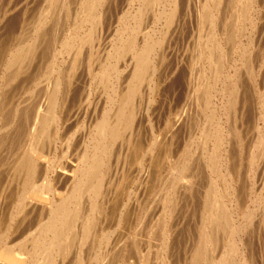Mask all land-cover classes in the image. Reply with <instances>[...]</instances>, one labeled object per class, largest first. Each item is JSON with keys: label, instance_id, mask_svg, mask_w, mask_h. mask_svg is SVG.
I'll list each match as a JSON object with an SVG mask.
<instances>
[{"label": "bare ground", "instance_id": "1", "mask_svg": "<svg viewBox=\"0 0 264 264\" xmlns=\"http://www.w3.org/2000/svg\"><path fill=\"white\" fill-rule=\"evenodd\" d=\"M131 1V5H133V2H135L137 7H135L133 10L128 9L129 11L124 14L125 16L123 15L124 17H122L124 19L121 18V21L125 20V27H123V30L120 33L116 32L118 33V35L112 42L109 51L106 53L104 62L102 60L103 64H105L106 67L102 72L100 70V74L97 73L99 74L97 76V82L98 85L102 86V89L101 92H99V94L97 95V97L99 96V98H97L98 101L96 100L97 103L95 102L96 105L92 109H94V112L95 110H97L99 104L104 102V108L102 107L103 110L101 109L102 115L101 117H99V121H97L95 125L93 124L94 127L92 126L93 128L90 132L91 135H88V137L86 135L87 139L82 133L81 135H78V147L75 146L76 148H73V145H75L72 144L73 136H70L71 139L69 137L65 140L64 146L66 147L63 152L67 151L66 153L68 154L69 152V154L67 157L66 153H63L65 155L64 157H61L59 155L63 160L59 158V162L56 163L57 166L54 165L53 158L50 159V157L48 156L49 152H51V150L49 151L48 147L49 142L51 139L53 141L57 140V137L59 136V133L61 131V127L63 126L64 129L65 122L69 121L70 119V116H68V118L66 117L68 115V109L66 107L65 101L67 100V97L69 96V93L72 89L71 86L73 84L72 80L75 77V70L78 66H80L78 65L80 60H84L85 57L83 56L86 53L88 54V56H85L88 57V59L92 58V47L95 40L97 39V33L99 35V31L103 30L102 28L103 26H105V18L106 14L109 12L108 9H110L109 6L111 0H79L78 2L76 1L77 4L74 1L72 3L69 0H51L50 4L47 3L48 6L44 9V11L41 12L40 15H38L39 17H36L37 20L35 24H31L32 28L30 25V31L28 30V34L25 33L28 35L26 38H23L20 41L16 42L14 41V44L11 43L12 46L0 45L1 157V153L3 152L2 150L7 149L3 148L4 139L1 138L2 135H4L3 137L8 141L9 139H17V135H20L22 127L26 126L27 120L25 119H27L28 117V108H33V104L31 103V105L29 103L24 105V109H22L21 106H18L19 103H17V105H13V91L11 89V86L17 87L19 83H23V81L25 80L23 78L26 77L25 74H29L30 76V72L31 75L35 73L32 66L34 63H36V61L42 60V53H44V50L48 51L46 47V49L44 48L45 44L43 42L47 38L48 32H52L51 28L55 29L53 35L54 37L52 36L54 38L53 45L51 47L52 49L49 50V53L46 52L48 54V63L45 64L43 72L40 71L42 72L41 77L38 76L39 78H36V76L34 77V79L32 78L31 95H34L33 92L35 91V89L37 90L42 88L40 86V83L42 81L43 83L45 82L44 90L46 91V93L43 92L45 94L41 96L43 97L44 102H42L40 107L37 108L39 112L38 114H36V119L32 123V128H28L29 130H31V133H28L26 141L21 144L18 143L19 146L17 150L15 152L13 151L15 154L12 157L14 158L11 164V167L13 169L12 172H14L12 175L18 179L20 185L18 186L16 185V182H13L14 186H11L10 184L12 183H9L5 189H2L4 190L2 191V193L0 191V200L2 201L0 204V264H64L65 259L70 255L72 258L69 259H72L73 264H112L114 249L115 247H117L116 242H118L115 241L117 236L116 234H114L116 237L115 239L113 237L112 238L115 242L111 241V235L109 236V233L102 232L103 228L101 227L105 224L108 216L113 217V219L114 217H116V221L120 225L121 223H124L125 219L127 220V218L129 217L128 215L131 213V209L127 207V201L129 200V197L126 203L116 208L117 203L112 199L113 195L111 197L110 194L112 187H115L116 178L114 177L116 175L115 171L117 156H119L120 153H123V155L125 156L133 153V162L138 161L137 166L142 169L143 165L146 162L151 165L154 160L156 161V158L160 154L164 153V151L162 150H165L170 142H168L169 139L167 140V136H170L168 134V131H170L168 127L169 125L166 126L169 123V120L167 119L163 123V125L165 124L163 127L159 124H153L149 118V110L153 102L157 101L158 94L159 96L163 94L162 88L167 86L165 83L169 79L167 78L166 72L168 71V63L171 66L169 57L170 55H172V51L168 52L166 46V40L169 36L168 30L171 26L172 28L174 27L175 30H177V28L179 30V27L184 24L181 22V24H179V20L181 19L179 18V12L183 10V2H189V0ZM261 1L263 2V0H260V2ZM262 2L261 4H263ZM72 6L74 7L72 8ZM202 9V14L200 13L201 22L199 23V28L201 31L200 33L198 32L199 34H196L197 43L194 42L195 44H197V46L195 45L196 53L194 57V63L196 67H198V74L201 77L198 79H201V81L193 84L195 85L193 91L196 99L193 101L197 102V106H199V100L202 102L204 110L208 112L207 115H209V119L210 117L213 120L216 119L215 110H220L221 116H219L220 118L215 126H211L212 122H214L213 120H211L212 122L210 121L211 125L208 123V119L206 120L209 124V127L212 128V132L210 133H212L213 136H211L210 133L206 130L204 132V130L202 129L206 135L201 138L202 141L200 140L201 142L198 145H200L199 147H201V150H199L201 152L200 157H204V159L208 163V166L206 167L211 168L212 166H214L213 168H215V165H219V167H217L220 170L222 167L227 170L228 162L232 159L228 157V148H226L227 142L230 139L229 137H238L236 124L234 123L233 127L230 125V114L235 110V107L239 101V89L237 87L238 82H234L235 78H233V76L227 70H225V68L228 69L232 51L233 53L236 49H239L241 53H245L246 51H248L249 43L248 45H244L241 41L242 38L240 37L244 29L242 26L245 22H249V26L255 25L257 18L255 17V13L258 9L256 7V0H204ZM3 16L1 18H3ZM258 19H261V17H259ZM59 21H62L61 26L58 25ZM148 21H151L152 23H150V28L147 26ZM147 27L148 30H146ZM57 28H59V31H57ZM60 32H62L61 36H59ZM174 34H176V32ZM120 60L121 62H124V64L127 63V65L124 66L125 68H123L124 70L122 68V70L120 69V65L118 64L120 63ZM191 60L192 59L190 58V61ZM184 68H186V66H184ZM248 68L249 67L247 66V69ZM174 69H171L172 74L176 73V70ZM123 71L124 75L122 77L121 73ZM234 74L235 73H233V75ZM29 76L28 78L31 79ZM47 78L49 80H47ZM210 80L212 84H210ZM221 80L222 85L221 87L218 86V88L217 82ZM237 80L239 81V78ZM170 81L168 82L171 83ZM164 84L166 86L163 87ZM216 88H218L219 90ZM106 89H108L109 91L107 95L104 94V98L102 97V95L105 91H107ZM13 90L17 89H15L14 87ZM215 92L219 94V99H221L219 104H215L213 102V98L217 95ZM38 93L39 92H37V94ZM87 94L90 95V89H88V93H86V95ZM38 95H40V93ZM87 96H85L84 99H87ZM143 96H146L147 101L143 103L144 110L141 114L142 120H139V122L136 119L138 117L137 114L139 112L138 109L140 108V103L145 101V99L144 101H142ZM82 98L80 97V99ZM80 99L78 100L79 105L80 103L83 104V101L80 102ZM243 106L244 105H242V107ZM79 109L80 108H78V110ZM98 109L100 110V108ZM163 109L165 108L163 107ZM261 109L262 110H259L261 111L259 112L260 115H257L258 118L253 125L255 129V141L252 149L254 150L251 149L252 151L249 152L247 161L248 165H252V163H254L256 159L263 160V163L261 164H264L263 103L261 105ZM7 110H10L12 114L10 115L9 113H6ZM77 113L78 112H76L75 114ZM198 113L199 111L197 112V115H199ZM202 113L204 112L202 111ZM234 115L235 113L233 114V116ZM236 116H238V114ZM23 119L25 120V123H22ZM145 120L146 124L144 123ZM224 121L226 127H223ZM22 124H24V126H22ZM204 124H206V122ZM217 125L218 127L216 128ZM199 126L202 127L201 125ZM77 128H79V126ZM81 130L83 132V129ZM141 131L147 132L148 134V136L146 134L148 138L147 143H143L144 145L142 146L140 145L141 138L143 137V134L141 135ZM176 133L178 134V132ZM196 138L197 137L190 141L191 145L188 148L192 147V145L195 143ZM75 141L76 140H74V142ZM117 141H119V144H117ZM6 144L7 143H5V145ZM8 148L10 149L9 146ZM142 148H144L143 153L141 150ZM189 150L190 149H187V151ZM128 152L130 153L128 154ZM137 152L140 154L138 157L136 156ZM45 153L48 154L46 155ZM233 155H231L230 157H232ZM135 156L137 158H135ZM227 157L229 158V160ZM122 160L124 159L122 158ZM112 161H114L113 164ZM252 168L251 170H253ZM216 170L215 175L217 174ZM139 173L137 175H140ZM178 176L180 177V175ZM173 177L174 180H170V182H173V184H171L173 188L162 195V202H159L161 204L163 203V205L161 209L157 211L158 214H155L153 211L154 209H152L153 215L155 214L157 216H153V219L150 220L149 226L147 228L148 234H154V232L156 231V226H154L155 223H157V225L159 223L160 225L165 222L166 219L164 220V214H166L165 216H168L171 212H174L176 202H178L176 201V199L177 197L179 198V196H177V193H180L178 190V183H180V180L178 181L177 177ZM133 180L136 179L133 178ZM1 181L2 179L0 180V182ZM121 181H123V179ZM175 182L176 186H174ZM233 182L234 184H232ZM236 183L237 179L232 178L231 183H224V186L222 187L221 185L222 188H220L217 187L215 181L208 179V183L206 184L207 186L204 190L202 206L200 205L202 208L201 217L199 216L200 231L199 229L197 230L199 231V234L197 233L199 237L197 245L192 253V264H264V259L258 261V258L253 253V250L251 248V237L249 238L251 241L250 243L248 242V240L244 242V238L246 239V237H248L247 231L251 230H248V227L251 226L250 224H252V222L254 223V219L263 215V218H261L262 220H264V180L262 181L260 186V189L262 187V194L259 195L257 193L258 195H255L256 198L254 197V209L253 206L250 208L247 204L244 206V201L243 203L240 200H237L240 199V196H238L237 194L238 191L235 186ZM128 189L129 188H127L126 190ZM252 189L253 187L251 186L250 191ZM121 190L123 189H120V191ZM112 191L114 190L112 189ZM154 193H156V191ZM124 194L125 192L123 193V195ZM236 195L238 196V198ZM118 196H120V194ZM248 198L249 196L247 197V199ZM230 199H234V205H236V208L235 206H233V204H227L226 201ZM132 204L134 205V208L135 206H138V202H134ZM140 205L142 206V204ZM238 208L242 211V218H240L244 220L245 223L243 222V224L240 222L241 219L238 221L236 220L238 218L235 217V214H237L236 210ZM141 212L142 211L140 210L139 213ZM135 216L133 222H135L136 220ZM162 220H164V222H162ZM33 224L34 227L30 230V226ZM166 228L167 227L163 228L164 232H160L166 240L164 241L163 245L158 247L157 250L153 249V246L158 245L154 244L155 241H153V237L150 238L148 237V235H146L140 238V236V241H138L139 238L135 235L137 232L133 235V239L129 241L133 245H131L133 248L132 251L134 252V250H137L138 252H141L140 249L144 250V254L141 256V258L139 257L140 260L137 262H133V264H144V262L148 263V261L146 260L149 257V252L151 251V249L152 251L156 252V259L160 264H168L166 260L170 259L172 256L173 244H170V242H168L169 235L165 231ZM28 230L30 231L26 233V231ZM250 232L248 234H250ZM155 236L157 237V239L158 237H160L157 234H155ZM95 238L98 239V242H95H97L99 246L96 251L93 252V249L91 252L89 249H86L84 245L86 244L87 240L89 241V239H91V242H93ZM160 240L159 242H161ZM156 241L158 243V240ZM246 247L248 248L247 251L245 250ZM155 257L153 258L155 259ZM66 262L68 263L69 261Z\"/></svg>", "mask_w": 264, "mask_h": 264}, {"label": "rangeland", "instance_id": "2", "mask_svg": "<svg viewBox=\"0 0 264 264\" xmlns=\"http://www.w3.org/2000/svg\"><path fill=\"white\" fill-rule=\"evenodd\" d=\"M41 1L42 0H0V18L4 15L3 18L0 19V45L1 46H7V45L10 46L11 43L14 44V41L15 42L20 41L21 39L26 38L28 36L27 34L30 31V29H29L30 25L35 24L37 18L39 17L38 15H40L41 12H43L44 9L51 2V0H43L42 2ZM69 1H71L72 3L74 1L77 4V2L79 0H69ZM182 1H185V0H182ZM203 1L204 0H189V2H187V1L183 2V7H182L183 10H181V12H179V15H180L179 18H181L180 19L181 21L179 20V24H181V23H184V24L179 27V30H178V28H177V30H175V28L174 27L172 28V26L168 30L169 36L166 40V43H167L166 46H167L168 52L172 51V55H170V57H169V59H170L169 62H171V66L168 63L169 67L167 66L168 71L166 72V74H167V78L170 79V77H171V79H170L171 81L168 79V81H170L171 83H169L166 80L167 82L165 84L167 86L165 84L163 85V87L166 86V87L162 88L163 94L161 96H159V94H158L159 100L157 99L156 102L154 101L152 106L150 107V110H149V118L153 124H159L163 127L165 125V124L163 125V123L167 119L169 120V123L166 126L169 125L168 127H169L170 131H168V134L170 136H167V140L169 139L168 142L169 141L170 142L167 145L166 149L162 150V151H164L165 154L164 153L160 154L156 158V161L154 160V162L151 165H149L146 162L143 165L142 169H140L139 166H137L138 161H134L135 163L133 162V157H132L133 153L129 154L130 152H128L129 155H126V156L123 155V153H120L121 156L120 155L119 156L121 159L119 158V156H117L116 171H115L116 175L114 177V178H116L115 179V187H112V189L114 191L116 189V191L114 192L111 189L110 194H111V197L113 195L112 199L115 200L117 203L116 208H118L121 205H123L124 203H126V201L128 200V197H129V200L127 201V207L131 209V211H130L131 213L128 215L129 217L127 216L128 217L127 220L125 219L124 223H121L120 225L117 223L116 217H114V219H113V217L108 216V218L106 220L108 223L105 221V224L101 227V228H103L102 232H104V233L107 232V233H109V236L111 235L110 236L111 241H114L115 237L117 236L115 241H118V242H116L117 247H115V249H114V254H113L114 256H113L112 264H117V263L118 264H125L127 262H128L127 264H130V262H131V264H133V262H137L140 260L141 256L144 254V250L140 249L141 252L134 250V252H133L132 251L133 245L129 242L131 239H133V235L136 232L137 233L135 235L138 238L140 236H141L140 238H142L146 235H148V237H150V238L153 237V241L156 242V243L154 242V244L155 245L158 244L157 246H153V249L157 250L158 247L163 245L164 241L166 240L162 236V233H160L161 231L164 232V230H163L164 227H167L165 229V231L169 235L168 242H170V244L174 245V246L172 245V250H173L172 256L170 259H167L166 262H168V264H192L191 263L192 262V253H193V250L195 249L197 242H198V237H199L198 234L200 231V228H199L200 227V220L199 219L201 217V210H202L201 206H202V201H203V197H204V190L207 186L206 184L208 183V179L215 181L217 184V187H220V188H222L224 186V183H228V184L231 183L232 178L237 179V183L235 184V186H236L237 191H238L237 194H238V196H240L239 197L240 199H237V200H240L241 202L244 201L245 202L244 206L246 204L250 208L253 206V209L255 208V205H253V200L256 198L255 195L257 196L258 194L259 195L262 194L261 193L262 187L260 189V186H261L262 181L264 180V177H263L264 176V164L263 165L261 164V163H263V160L256 159V161H254V163H252V165L251 164L248 165L247 161H248L249 152L254 150V149H252L253 145H254V141H255V134H254L255 129H254L253 125H254V122H256V119L258 118V116L260 115L259 112H261V111H259V110H262L261 109L262 103L264 105V101H263L264 100V78H263L264 77V66H263L264 65V51H263L264 50V0H263V2L261 1L263 4H261L260 0H259V2H258V0H256V7L258 10L255 13V17H257L255 25L249 26V22H245L242 26L244 28L243 33H242L243 36L240 35V37L242 38V39L241 38L240 39L244 45H248V43H249V46H248L249 49H248V51H246L247 53L246 52L241 53L239 49H236L234 51V53L232 51L231 55H230V63L228 64V69L225 68V70H227L233 76V78H235L234 82H236V83L238 82L237 83V87L239 89L238 98L240 101V102L238 101V103L235 107V110H234L235 112L232 111L230 114V125L233 127L234 123L236 124L237 131H238V132L237 131L236 132H237L238 137H235V136L229 137L230 139L227 142L226 148H228V150H227L228 157L232 158L231 160H229V158L227 157L229 160L227 170L224 167H222L220 170L218 168L219 165H217L218 167L215 165V168H213L214 166H212L211 168L206 167V166H208V163L206 162L204 157L203 158H202V156L200 157L201 152L199 150H201V147H199L200 145H198L202 141L201 138L206 135L204 133L205 130L209 133L212 132V128L209 127V124H210V121L213 120L211 117H210V119L208 118V116H209V115H207L208 112H206L204 110V106L202 105V102L199 99H198L199 100L198 101L199 106H197L196 101L195 102L193 101V100H196L195 95H194V91H193L195 85H193V84H196V82L198 83V81H201V79H198L201 77L198 74L199 73L198 67H196V65L194 63V57H195V53H196L195 51H196V46H197V44H195V43H197L196 42L197 41V35L196 34L198 32L200 33V31H201L199 28L200 27L199 23L201 22V14H202L201 11L203 10L202 9ZM131 4H132L131 0H111L110 6H109L110 9H108L109 12L106 14V18H105V26H103V28H102L103 30L99 31V33H100L99 35L97 33L98 37L96 36V38L98 40L97 39L95 40L93 47H92V58L88 59V57H86V56H88V54L86 53L85 54L86 56L85 55L83 56V57H85L84 60H82V59L80 60V62L78 64L80 66H78L77 69L75 70L76 73H75V77L72 80L73 81L72 82L73 84L71 86L72 89L69 93L70 97L68 96L67 100L65 101L66 107L68 109V112H67L68 115L66 117L68 118V116H70V119H69V121L65 122L64 129H63V126L61 127V131L59 133V136L57 137V140L56 141H53L52 139L50 140L51 143L49 142L48 147H49V151L51 150V152H49V154L45 153L46 155L48 154L50 159L53 158L55 166H57L56 163H58L60 159L63 160L62 158H60V156L64 157L65 155L63 153L67 152V151L63 152V150H65V147H66V146H64L65 140L68 139L70 136H73L74 138L72 137V140H73L72 144H75V145H73V148L75 146L78 147V145H77V143H79V142H77L78 135H81V133L84 134V137H86V135H87V137H88V135H91L90 134L91 129L94 127L95 123L97 121H99V119H100L99 117H101V115H102L101 111L104 108V106H103V105H105L104 102L99 104L98 108H100V110L97 108V110H95L93 112L94 109H92L96 105V103H97L96 100H97V98H99V96L97 97V95L99 94V92H101V89H102V86L98 85L97 76L100 74V70L102 72L104 70V68L106 67L105 64H103L104 57H106V53L109 51L112 42L116 39V36L118 35V33H120L123 30V27H125L124 26L125 20L121 21L122 19H124L122 17L125 16L124 14L126 12H128L129 10H133L135 7H137L135 2H133L134 6ZM187 4H188V6H187ZM74 6H72V8ZM259 17H261V19H258ZM199 19H200V21H199ZM150 23H151V21L150 22L148 21L147 26L149 28L151 27V24H152V23L151 24ZM61 24H62V21H59L58 25L61 26ZM247 24H248V26H247ZM159 26H160V24H159ZM201 26H202V24H201ZM148 27L146 28V30H148ZM31 28H32V25H31ZM59 28H61V27H59ZM59 28H57L58 30L57 29L56 30L59 31ZM51 30H52V32H48V35L46 34L47 38L43 42L45 44L44 48L46 47L48 49V51L44 50V53H46V52L49 53V50L52 49L51 47L53 45V39H54L53 35L55 32V29L51 28ZM146 30H144V31H146ZM23 31H26V32H23ZM57 31H56V34H57ZM114 32H115V35H114ZM116 32H118V33H116ZM175 32H176V34H174ZM25 33H27V34H25ZM156 34H158V33H156ZM61 35H62V32H60L59 36H61ZM173 37H175V38H173ZM241 41H240V43H241ZM44 53H42V57H43L42 60L36 61V63H34L35 65L33 64V66H32L34 69L33 71L35 73H33V71H32L33 75H31V72H30V76H29V74H25L26 77L23 78V79H25L23 81V83L22 82L19 83L17 87L11 86L12 87L11 89L13 91V93H12L13 103L12 104L17 105V103H19L18 106L19 107L21 106L22 109H24L25 108L24 105L31 103V104H33L32 105L33 108L31 106L30 107L32 109L28 108V111H29L28 114L29 115L27 114L28 117H27V119H25V120H27L26 126H24V124H22V126H24V127H22V129H21L20 135L19 134L17 135V139H13V140L9 139V141H8V140H5L6 138L3 137L4 135H2V137H1L2 139H4L3 140L4 141L3 148H7V149L2 150L3 152L1 153V157H0V162L2 163V165L0 163V167H1L0 168V180L2 179V181L0 182V184L2 183L1 184L2 186L0 185L1 193H2V191H4L2 189H5L9 183H12V184H10L11 186L13 185V182L14 183L16 182V185H18V186L20 185L18 179L12 175L14 173V172H12L13 169L11 167L12 161L14 159L12 157L15 154L14 152L17 150L19 144L26 141V137H27L28 133L31 131L29 129L32 126V123L36 119V116H37L36 114H38V112H39V110L37 108H39L40 105L42 104V102H44L43 97H41V96H43V94L46 93V91L44 90L45 82L43 83V81H42L40 83V86L42 88L37 89V90L35 89V91L33 92L34 95H31L32 94L31 93L32 78L34 79V77H36V76H37L36 78L41 77L43 69L45 67V64L48 63V61H47L48 54L47 53L44 54ZM190 58L192 59L191 61H190ZM92 59H93V63H92ZM125 59H127V58H125ZM247 59H249V60H247ZM102 60H103V62H102ZM119 62L120 63H118V64L120 65V69L125 68L124 66L127 65V63L124 64V62H121V60ZM180 63H181V65H180ZM174 65H175V67H174ZM190 65H191V67H190ZM99 66L102 68H100ZM184 66H186V68H184ZM247 66L249 67L248 69H247ZM189 67H190V69H189ZM79 68H80V70H79ZM171 69L176 70L175 71L176 73L172 74ZM40 71H42V72H40ZM195 72H197V73H195ZM97 73H99V74H97ZM233 73H235L234 74L235 76L233 75ZM77 75H79V76H77ZM123 75H124V71L121 73L122 77H123ZM28 76L31 79H29ZM175 76H176V78H175ZM197 76H199V77H197ZM86 77H88V78H86ZM94 78H95V80H94ZM238 78H239V81L237 80ZM43 80H44V78H43ZM47 80H49V79L47 78ZM96 82H97L98 86L96 85ZM168 83H169V85H168ZM210 84H212L211 80H210ZM221 85H222V80L217 82V87L218 86L221 87ZM99 86H101V87H99ZM14 87L17 90H13ZM218 88H216V89H218ZM88 89H90V95L87 94L88 95L87 96L86 93H88ZM99 89H100V91H99ZM262 89H263V91H262ZM96 90H98V91H96ZM106 90L107 91H105L103 93L102 97L105 96L104 94L107 95L109 90L108 89H106ZM36 91L39 92L40 95H38L39 93L37 94ZM166 91H167V93H166ZM43 92H45V93H43ZM84 93H85V95H84ZM216 94H217L216 97H214L215 99L213 98V102L215 104H219L221 99H219V96H218L219 94L218 93H216ZM85 96H87L86 97L87 99H84ZM40 97L42 98V100ZM80 97L81 98L83 97V98L80 99ZM240 97H241V99H240ZM79 99H80V102L83 101V104L80 103V105H79V103H78ZM144 99H145V101H144ZM88 101H90L91 103L93 102L92 103L93 105ZM101 101H102V99H101ZM142 101H144V102L140 103V108L138 109L139 112L137 114L138 117L136 119L137 121L142 120L141 114H142V111L144 110L143 103H145L147 101L146 96H143ZM38 102H39V104H38ZM258 102H260V103H258ZM242 105H244L245 107L244 106L242 107ZM163 107L165 109H163ZM166 107H167V109H166ZM78 108H80V109L78 110ZM254 108H255V110H254ZM83 109L85 112L83 111ZM200 109H203V110H200ZM198 111H199V113H198L199 115H197ZM202 111L204 113H202ZM76 112H78V113L75 114ZM6 113H9L10 115L12 114V112L10 110H7ZM99 113H100V115H99ZM234 113H235V115L233 116ZM195 114H196V116H195ZM205 114H206V117H205ZM237 114H238V116H236ZM75 115H76V117H75ZM193 116H195V117H193ZM201 116H202V118H201ZM219 116H221L220 110H218V111L215 110V118L216 119L213 120L214 122L211 121L212 122V125L210 124L211 126H213V125L215 126L217 124V122L220 118ZM25 120L23 119L22 123H25L24 122ZM206 120L208 121L209 124L207 123ZM205 122H206V124H204ZM144 123L146 124V120L144 121ZM199 125H201L202 127H200ZM78 126H79V128H77ZM147 127H148V125H147ZM147 127H145V128H147ZM217 127H218V125L216 126V128ZM223 127H226L225 121H224ZM75 128H76V130H75ZM26 129H28V130H26ZM79 129L80 130L83 129V132H82V130L80 131ZM166 129H167V127H166ZM202 129L204 130V132ZM75 131H78V132H75ZM176 132H178V134ZM75 134L77 137L75 136ZM146 134H147V132L141 131V135L143 136L141 138V144H140L141 146L147 143L148 134H147V136H146ZM199 134H200V136H199ZM210 135L213 136L212 133H210ZM87 137H86V139H87ZM193 137L194 138L197 137L198 139L197 138L195 139V143H194L195 145L193 144L191 148H188L191 145L190 141H192V139H194ZM199 137H200V139H199ZM144 138L146 139V141ZM70 139H71V137H70ZM74 140H76V141L74 142ZM197 141H198V143H197ZM118 142L119 141H117V144H119ZM5 143H7V144L5 145ZM53 144H55V145H53ZM8 146L10 147V149L8 148ZM52 146H53V148H52ZM74 149H72V150H74ZM187 149H190V150L187 151ZM141 150L143 153L144 148H142ZM186 152H187V154H186ZM68 154H69V152H68ZM68 154L66 153V157L68 156ZM139 155L140 154L137 152L136 156L138 157ZM231 155H233L234 157L233 156L230 157ZM136 156H135V158H137ZM235 156H237V157H235ZM122 158L124 160H122ZM158 160H160V161H158ZM234 161H235V163H234ZM113 162L114 161H112V164H113ZM157 162H159V163H157ZM205 164H207V165H205ZM260 164H261V166H260ZM202 165H203V167H202ZM134 166H135V169H134ZM205 167H206V169H205ZM251 168L253 170H251ZM262 168H263V170H262ZM214 169L215 170L217 169L216 175H215ZM246 170H247V172H246ZM139 172H141V173H139ZM218 172H219V174H218ZM138 173L140 175H137ZM158 173H160V174H158ZM230 174H231V177H230ZM178 175H180V177ZM227 175H229V176H227ZM173 176L177 177L178 181L180 180V183H178L179 184L178 190L180 193H177V196H179V198L177 197L178 200L176 199V201H178V202H176V207L174 209V212H171L168 216H165L166 214H164V220L166 219L165 222L166 221L167 222L165 223L164 220H162V222H164V223H162L163 226H162V224L159 225V223H158V225H157V223H155L154 226H156V231L154 232V234L153 233L148 234L147 228L149 226L150 220L153 219V216H155V217L157 216L155 214H158L157 211L159 209H161V207L163 205V203L162 204L160 203V202H162V195H164L167 191H170L173 188L171 185V184H173V182L172 181L170 182V180H174ZM145 177H146V179H145ZM133 178L136 180H133ZM186 178H188V179H186ZM192 178H195V179H192ZM3 179H4V181H3ZM122 179H123V181H121ZM6 181H7V183H6ZM194 183H195V185H194ZM219 184H220V186H219ZM232 184H234V182ZM221 185H222V187H221ZM174 186H176V182H175ZM251 186L253 187V189H252L253 191L252 190L250 191ZM165 187H167V188H165ZM119 188L123 189V190L120 191ZM127 188H129L128 189L129 191L126 190ZM117 191L121 192V193H118ZM123 191L125 192L126 195L125 194L123 195V193H124ZM155 191H156L158 196L156 195V193H154ZM119 194H120V196H118ZM192 194H194V195H192ZM6 195H8V194H6ZM238 196H237V198H238ZM248 196H249V198L247 199ZM243 199H245V200H243ZM135 200H137V201H135ZM230 200L226 201L227 204L228 205L233 204V206H235V208H236V205H234L235 204L234 199H230ZM251 200H252V202H251ZM1 202L2 201L0 200V204H1ZM134 202H138L139 207L135 206V208H134L133 207L134 205L132 204ZM139 203L142 204L143 207ZM184 204H186V205H184ZM240 208H242V207H240ZM152 209H154L153 210L155 213L154 215H153ZM133 210H134V212H133ZM140 210L142 212L143 211L144 212L139 213ZM236 213L237 214H235V217L238 218L236 220L239 221L242 218L241 209L238 208L236 210ZM133 215L134 216L136 215L135 216V218H136L135 222H133L134 221ZM169 216H170V218H169ZM261 217L263 218V215L260 217H256L254 219V223L252 222V224H250L251 226L248 227V230L251 229V230L247 231L248 237H246V239L244 238V242H246V240H248L249 243L252 241L251 242V246H252L251 248H252L255 256L258 258V261L261 259H264L263 258V256H264V232H263L264 231V220H262ZM241 220H243V219H241ZM241 220H240V222L243 224L244 220L243 221H241ZM142 224H143V226H142ZM112 225H114V226H112ZM33 227H34V224L30 226V230L33 229ZM144 227H145V229H144ZM174 227H175V230H174ZM161 228H162V230H161ZM168 228H170V229H168ZM118 229H119V231H118ZM198 229H199V231H197ZM30 230L26 231V233H28ZM137 230H139V231H137ZM145 230H146V232H145ZM249 232H250V234H248ZM114 234H116V236ZM155 234H157L160 237H158V239H157ZM170 234H171V236H170ZM131 235H132V237H131ZM247 235H245V236H247ZM117 238H118V240H117ZM140 238L138 239V241H140ZM249 238L251 239V241ZM97 240H98L97 238H95L93 242H91L92 241L91 239H89V241L87 240L84 247L86 249H89L91 252L93 249H94L93 252L96 251L98 249V246H99L97 244V242H98ZM121 240H122V242H121ZM156 240H158V243ZM159 240L161 242H159ZM95 241H97V242H95ZM194 241L196 242V244ZM139 243H141V242H139ZM87 244L89 245V247ZM125 245H127V246H125ZM129 245L130 246L132 245V246L130 247ZM256 248H257V251H256ZM247 249L248 248L246 247L245 250L247 251ZM151 251H152V249H151ZM150 252H149V257L146 261H148L149 264H155L156 260H157L156 259L157 254L155 251H152L151 255H150ZM135 256H136V258H135ZM153 257H155V259ZM69 258H72L71 255L67 256V258L64 261V264H73L72 259L70 260ZM153 260H154V262H153ZM66 261H69V262L67 263ZM148 263L144 262V264H148ZM156 264H160L158 260H157Z\"/></svg>", "mask_w": 264, "mask_h": 264}]
</instances>
